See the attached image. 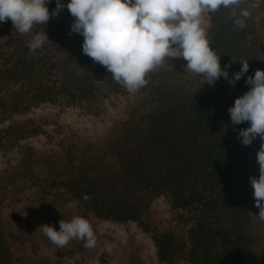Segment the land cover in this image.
I'll return each mask as SVG.
<instances>
[{"label":"trees","instance_id":"trees-1","mask_svg":"<svg viewBox=\"0 0 264 264\" xmlns=\"http://www.w3.org/2000/svg\"><path fill=\"white\" fill-rule=\"evenodd\" d=\"M60 2L66 6L69 0ZM46 7L51 13L56 0ZM259 7L256 0H242L236 16L231 6L205 13L206 38L221 68L231 65L229 77L240 70L239 61L248 60V72L234 87L224 78L210 86L191 71L186 77L166 58L146 74L144 86L130 93L83 54V37L69 34L74 18L67 7L34 27L33 33L44 31L49 40L34 52L27 47L30 35L18 33L10 20L0 23V150L36 134L27 116L42 105L93 109L105 99L131 96L124 118L102 146L81 153L61 150L59 161L49 165L50 188L75 201L83 215L137 224L151 234L164 264H264L260 225L240 185L262 141L257 137L244 146L238 132L250 124L233 126L228 113L249 90L246 78L264 71V40L255 22ZM236 19L246 26L240 29ZM47 188V195H56ZM159 195L175 211L178 231L147 222L149 200ZM4 208L0 205V264H24Z\"/></svg>","mask_w":264,"mask_h":264},{"label":"clouds","instance_id":"clouds-1","mask_svg":"<svg viewBox=\"0 0 264 264\" xmlns=\"http://www.w3.org/2000/svg\"><path fill=\"white\" fill-rule=\"evenodd\" d=\"M51 0H0V23L12 22L21 35H30L27 47L40 49L48 40L46 33H33L36 25H46L65 7L74 18L70 33L83 37L82 52L104 66L117 82L133 93L146 84L145 76L166 58H182L192 73L214 86L224 78L235 86L249 70L248 60H241V68L229 77L225 65L221 68L220 56L209 46L206 32L201 26L205 13H214L221 6L232 7V16L242 0H69L65 6L56 0L55 9L49 13L46 5ZM247 17L248 12L242 11ZM243 29V19H236ZM245 84L249 90L236 98L228 108L233 126L248 122L250 126L238 132V139L249 146L259 137L264 141V71L256 70ZM235 131V128H233ZM259 177H249L258 219L264 221V143L256 154ZM85 200L91 199L89 195ZM59 231L53 226L42 225L48 240L63 249L71 240L84 241L85 248H93L96 236L91 223L81 216L70 221L60 220ZM71 264V262H69Z\"/></svg>","mask_w":264,"mask_h":264},{"label":"rangeland","instance_id":"rangeland-1","mask_svg":"<svg viewBox=\"0 0 264 264\" xmlns=\"http://www.w3.org/2000/svg\"><path fill=\"white\" fill-rule=\"evenodd\" d=\"M256 1L260 7L255 22L264 40V0ZM201 26L206 29L205 14ZM167 60L182 69L187 77L190 70L185 68V60ZM131 98H108L93 109L66 103L42 105L27 116L36 134L0 150V205H5L4 214L11 221L15 249L19 250L24 264H164L157 258L150 233L135 223H116L81 214L75 201L57 194L47 181L49 165L59 161L62 149L72 147L81 153L85 148L102 146L109 130L124 118ZM241 177L240 185L248 193L249 205H253L264 242V221L257 218L259 208L255 206L249 181V177H259L256 157L245 166ZM46 185L47 190L56 195H47ZM148 205L150 226L178 231L175 211L165 197H151ZM18 212L19 219H14L13 214ZM77 215L91 223L96 236L95 247L85 248L84 241L73 239L63 249H57L39 229L50 225L59 231L61 219L67 222Z\"/></svg>","mask_w":264,"mask_h":264}]
</instances>
